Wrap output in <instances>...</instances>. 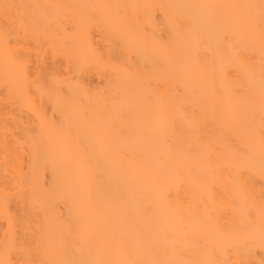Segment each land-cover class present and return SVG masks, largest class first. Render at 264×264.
<instances>
[{"label": "bare ground", "instance_id": "bare-ground-1", "mask_svg": "<svg viewBox=\"0 0 264 264\" xmlns=\"http://www.w3.org/2000/svg\"><path fill=\"white\" fill-rule=\"evenodd\" d=\"M0 264H264V0H0Z\"/></svg>", "mask_w": 264, "mask_h": 264}]
</instances>
